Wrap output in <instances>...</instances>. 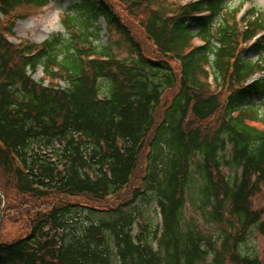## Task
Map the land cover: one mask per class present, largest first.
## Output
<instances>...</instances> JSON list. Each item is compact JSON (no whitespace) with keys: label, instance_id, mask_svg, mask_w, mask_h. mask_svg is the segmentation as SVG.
<instances>
[{"label":"trees","instance_id":"trees-1","mask_svg":"<svg viewBox=\"0 0 264 264\" xmlns=\"http://www.w3.org/2000/svg\"><path fill=\"white\" fill-rule=\"evenodd\" d=\"M178 1L83 0L33 44L10 41L14 12L51 0H0V220L27 229L0 264H264L240 247L264 236V19ZM100 19L127 58L95 44Z\"/></svg>","mask_w":264,"mask_h":264},{"label":"rangeland","instance_id":"rangeland-1","mask_svg":"<svg viewBox=\"0 0 264 264\" xmlns=\"http://www.w3.org/2000/svg\"><path fill=\"white\" fill-rule=\"evenodd\" d=\"M81 1L83 0H51L49 5L43 9H38L35 7H22L21 9H18L14 12L16 17H18V20L14 26L15 36L10 38L11 41L17 43L19 40H28L33 44H42L46 40H49L58 34H62L63 36L67 37V31L63 26V20L65 19L66 15L65 13L70 11L69 8L71 6H76V4H79ZM187 1L188 0H179L178 2L186 4ZM225 1V7L227 8V10H237L238 13H241L240 16H238L239 20L242 18V15H246L248 12L252 11V9H255L257 11V17H259V19H264V0ZM52 5H55L56 7L62 9L64 13L63 19L58 20L55 24H52V20L54 19ZM99 24L101 25L102 29V32L100 34L101 38L95 44L98 46L111 45L113 47V51L117 56H119L120 59L127 58L129 56L128 47L127 45L122 43V37H120V35L117 34L115 31L110 30L109 32L106 27V24L102 19H100ZM255 33L261 35V30H258ZM195 44L201 45L202 42L198 41L195 42ZM249 46L247 45L246 49L247 59L253 63L257 62L258 53L256 50L251 49ZM243 47H246V45H243ZM260 77L261 75L257 74L251 80H255ZM32 78L35 82H41L43 78V70L39 68L37 72H35V74H32ZM47 83L48 82H46L45 85H47ZM61 85L63 87L67 86L65 83H62ZM255 102H257V104L261 106V110L264 111V98H256ZM223 172L227 177H229V179H233L236 176V171L231 170L227 167L223 169ZM260 192L261 193L252 200V203L254 205L255 210L260 212L262 211L264 214V187H262ZM2 199V204L4 208L7 203L4 198ZM186 206L187 216L196 218V221L200 223V226L203 227V230L206 231L208 234H212L213 238H215L216 240L218 232L214 231L213 228L209 227L208 224L206 225L203 222L202 217L196 213V210H194V207L191 206L190 203H187ZM136 207L138 208L137 215L142 213L141 216L146 219H149L153 225L161 223L158 207L155 204L151 203V205H145L143 202H140L137 204ZM1 219L2 220H0V240L10 242L13 240L21 239V237L24 236L27 229L22 220L19 221L15 218L13 220L3 222V216L1 217ZM141 221L143 220L141 219ZM134 230L136 233L141 232L139 225L135 226ZM240 247L244 255L250 257L254 256L260 258L261 260L264 259V236H260L257 230L251 229L248 234L247 241L240 245ZM206 264H211L210 258H208Z\"/></svg>","mask_w":264,"mask_h":264},{"label":"clouds","instance_id":"clouds-1","mask_svg":"<svg viewBox=\"0 0 264 264\" xmlns=\"http://www.w3.org/2000/svg\"><path fill=\"white\" fill-rule=\"evenodd\" d=\"M52 10L54 12V19L52 20V24H55L58 20L63 19V10L56 7L55 5H52Z\"/></svg>","mask_w":264,"mask_h":264}]
</instances>
